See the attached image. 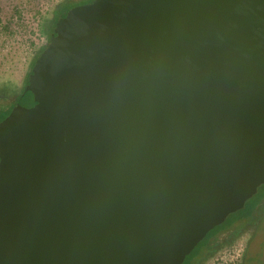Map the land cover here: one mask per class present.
<instances>
[{
    "label": "water",
    "instance_id": "obj_1",
    "mask_svg": "<svg viewBox=\"0 0 264 264\" xmlns=\"http://www.w3.org/2000/svg\"><path fill=\"white\" fill-rule=\"evenodd\" d=\"M264 184V0H90L0 121V264H183Z\"/></svg>",
    "mask_w": 264,
    "mask_h": 264
},
{
    "label": "rangeland",
    "instance_id": "obj_2",
    "mask_svg": "<svg viewBox=\"0 0 264 264\" xmlns=\"http://www.w3.org/2000/svg\"><path fill=\"white\" fill-rule=\"evenodd\" d=\"M64 1L0 0V103L7 93L5 91L7 87H14L22 92L34 61L48 43L57 16L56 10ZM2 91L6 93L2 94ZM239 225L238 229L241 227L243 230L240 235L235 236L233 243H226L230 237L229 230L219 233L208 245L202 247L201 253L194 257L193 264L210 254L213 247L218 248L217 251L202 260V264H212L217 256L226 253L234 254L236 259L238 251L232 252L235 251L234 246L236 245V249L239 250L255 226L253 224L244 226V222H239ZM263 226L264 220L261 228ZM238 263L239 261H236L235 264Z\"/></svg>",
    "mask_w": 264,
    "mask_h": 264
},
{
    "label": "trees",
    "instance_id": "obj_3",
    "mask_svg": "<svg viewBox=\"0 0 264 264\" xmlns=\"http://www.w3.org/2000/svg\"><path fill=\"white\" fill-rule=\"evenodd\" d=\"M88 1L90 0H65L56 10L57 16L54 19V23L59 17L58 15H61L67 8ZM5 91L7 92V93L5 92L6 94L3 93L4 91H2V94L5 95L2 98V102L0 103V121L3 120L10 113L13 105L18 100L21 94V92L17 91L16 88L14 87H7ZM260 206L262 209L261 212H264V184L259 187L258 193L247 201L246 206L243 209L235 213H232L224 223H222L219 226H216L213 230H211L208 233V235L205 237V239H203V241H201L197 245V247L187 256L183 264H193L194 257H197L201 253L202 247L208 245L210 240L213 237L217 236L219 233L223 231H227L232 227L234 228L239 227L240 226L239 222H244L245 225L246 223H248L247 221L252 223L255 220H259ZM257 213L258 215L256 216ZM242 230L243 229L240 227L238 235ZM233 239H235V237ZM233 239L230 242L234 241ZM226 243H229V241L227 240ZM217 249L218 248H214V247L211 248L210 251L211 253L208 254L207 256H203L202 258H200L198 262L195 264H202L203 262L202 260L207 259L209 256L213 255L217 251Z\"/></svg>",
    "mask_w": 264,
    "mask_h": 264
},
{
    "label": "flooded vegetation",
    "instance_id": "obj_4",
    "mask_svg": "<svg viewBox=\"0 0 264 264\" xmlns=\"http://www.w3.org/2000/svg\"><path fill=\"white\" fill-rule=\"evenodd\" d=\"M259 191V190H258ZM258 193V192H257ZM259 220H255L254 222L246 223L245 225H255L253 231L250 233L246 243L239 248L236 249V245L234 246V250L238 251V264H264V226L261 228L264 220V212H261V206L259 208ZM258 213L256 214V216ZM244 225V226H245ZM243 226V227H244ZM261 228V230H258ZM240 228H230L228 235L229 243H233L234 241L230 242L236 235H238ZM240 235V234H239ZM259 236V238H258ZM234 240V239H233ZM232 245V244H231Z\"/></svg>",
    "mask_w": 264,
    "mask_h": 264
},
{
    "label": "built area",
    "instance_id": "obj_5",
    "mask_svg": "<svg viewBox=\"0 0 264 264\" xmlns=\"http://www.w3.org/2000/svg\"><path fill=\"white\" fill-rule=\"evenodd\" d=\"M232 252H235L236 251H232ZM231 256V258H228V256ZM235 255L232 254V253H226V254H222V255H219L217 256L214 260H213V263L212 264H229V262L231 261V264H235L236 261H239L238 260V256L236 257V259H234Z\"/></svg>",
    "mask_w": 264,
    "mask_h": 264
}]
</instances>
